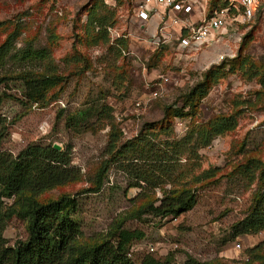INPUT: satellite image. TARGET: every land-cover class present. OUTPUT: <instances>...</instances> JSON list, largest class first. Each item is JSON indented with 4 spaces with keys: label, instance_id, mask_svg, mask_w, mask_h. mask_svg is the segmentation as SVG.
<instances>
[{
    "label": "rangeland",
    "instance_id": "rangeland-1",
    "mask_svg": "<svg viewBox=\"0 0 264 264\" xmlns=\"http://www.w3.org/2000/svg\"><path fill=\"white\" fill-rule=\"evenodd\" d=\"M135 1L0 0V45L13 37L11 53L0 65V79L5 80L0 84V116L10 123L2 148L13 155L31 144L72 149L78 178L39 200L74 198L83 244L107 238L122 223L141 235L130 249L138 264L143 258L159 264L189 259L264 264V232L233 238L232 230L248 214L256 190L258 173L249 177L245 167L251 161L264 163V89L256 77L264 73V9L258 8L250 23L228 28L219 42L181 54L171 45L155 51L144 46L151 31L131 21ZM208 1L220 6L225 0ZM95 4L98 17L108 20V40L86 27L87 13ZM31 48L46 50L50 61L21 60ZM49 65L64 82L47 93L45 106L26 100L21 84L9 80L21 71L41 73ZM206 74L211 80L208 94L190 110L187 93ZM154 90L158 96L151 99ZM228 116L237 118L236 128L215 137L197 154L185 152L161 188L139 195L133 178L113 163L94 192L110 161L112 124L118 145L150 127L156 143L164 144ZM204 171L213 175L192 184L197 197L192 210L177 218L136 215L140 207L171 190L169 180L193 181ZM3 236L8 246L25 240L26 223L11 219ZM255 247L257 256L251 258L249 251Z\"/></svg>",
    "mask_w": 264,
    "mask_h": 264
},
{
    "label": "trees",
    "instance_id": "trees-1",
    "mask_svg": "<svg viewBox=\"0 0 264 264\" xmlns=\"http://www.w3.org/2000/svg\"><path fill=\"white\" fill-rule=\"evenodd\" d=\"M113 1L120 4L123 0ZM210 4L212 2H209V10L218 7V4ZM260 7L264 9V4ZM107 22L104 17H98L97 5L91 6L87 13V29L96 31V36L103 33L108 40ZM12 41L13 37L9 35L0 45V65L10 55ZM129 42L128 39L124 42L126 48ZM21 60L45 62L50 61V56L46 50L31 48L22 53ZM256 77L264 89V73H256ZM9 80L21 84L26 100L42 103V106L47 103V93L64 82V78L52 70L50 65L41 73L21 71ZM210 81L209 74H206L204 80L187 93L186 107L192 110L206 97ZM3 82L5 80L0 79V84ZM84 116L85 114L81 115V118ZM9 125L6 118L0 116V264H138L130 255L133 242L141 238L138 233L125 229L122 223H119L107 238L86 245L81 243L83 235L76 214L77 201L74 198L62 195L46 202L39 200L44 193L78 178L79 171L72 165V149L66 147L57 151L52 145L31 144L13 155L2 148L8 136ZM236 126L235 116L221 117L205 127L194 130L180 141L164 144L156 143L154 129L150 127L133 140L118 145L119 138L114 135L115 126L112 124L108 143L110 161L105 164L94 192H98L102 187L104 177L113 163L133 178L132 186L140 188L139 195L153 192L166 183V176L171 178L169 173L178 169L179 158L185 152L189 155L197 154L199 149L210 146L215 137L233 131ZM164 130H168V127L164 126ZM190 143L192 145H189ZM247 167L249 177L258 173L256 190L248 214L232 227L233 238L264 232V163L251 161L245 168ZM212 175L210 171H204L193 177V181L180 183L178 177L169 180L173 186L171 190L164 191L161 198L147 202L136 211V215H148L153 218L180 217L197 204L196 189L192 188V184L201 183ZM13 218L26 223L27 237L8 246L3 234L8 222ZM258 248L249 251L251 258L257 256L254 253ZM140 264L159 263L143 258ZM184 264L202 263L189 259ZM244 264H252V260Z\"/></svg>",
    "mask_w": 264,
    "mask_h": 264
},
{
    "label": "built area",
    "instance_id": "built-area-1",
    "mask_svg": "<svg viewBox=\"0 0 264 264\" xmlns=\"http://www.w3.org/2000/svg\"><path fill=\"white\" fill-rule=\"evenodd\" d=\"M262 4L264 0H225L209 10L208 0H136L130 17L134 24L151 31L143 43L146 48L155 51L171 45L182 54L219 42L234 25L250 23ZM149 93L151 99L158 96L156 90ZM149 251L154 252V247L149 246Z\"/></svg>",
    "mask_w": 264,
    "mask_h": 264
},
{
    "label": "water",
    "instance_id": "water-1",
    "mask_svg": "<svg viewBox=\"0 0 264 264\" xmlns=\"http://www.w3.org/2000/svg\"><path fill=\"white\" fill-rule=\"evenodd\" d=\"M53 148H54L55 150H57V151H60V150H61V148H60L58 145H53Z\"/></svg>",
    "mask_w": 264,
    "mask_h": 264
}]
</instances>
